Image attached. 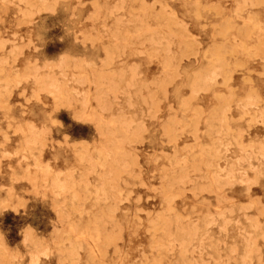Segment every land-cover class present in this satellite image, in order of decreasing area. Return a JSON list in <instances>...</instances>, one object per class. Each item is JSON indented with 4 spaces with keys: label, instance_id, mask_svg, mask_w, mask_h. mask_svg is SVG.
Instances as JSON below:
<instances>
[{
    "label": "rangeland",
    "instance_id": "rangeland-1",
    "mask_svg": "<svg viewBox=\"0 0 264 264\" xmlns=\"http://www.w3.org/2000/svg\"><path fill=\"white\" fill-rule=\"evenodd\" d=\"M0 264H264V0H0Z\"/></svg>",
    "mask_w": 264,
    "mask_h": 264
},
{
    "label": "bare ground",
    "instance_id": "bare-ground-1",
    "mask_svg": "<svg viewBox=\"0 0 264 264\" xmlns=\"http://www.w3.org/2000/svg\"><path fill=\"white\" fill-rule=\"evenodd\" d=\"M184 1V0H183ZM218 39V38H217ZM220 62V61H219ZM242 126V125H241ZM226 141V140H225ZM254 161V160H253ZM216 168V167H215ZM219 189V188H218ZM133 234V233H132ZM134 235V234H133ZM90 245V244H89ZM212 255H213V253H212ZM238 262V261H237Z\"/></svg>",
    "mask_w": 264,
    "mask_h": 264
}]
</instances>
